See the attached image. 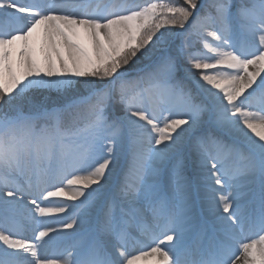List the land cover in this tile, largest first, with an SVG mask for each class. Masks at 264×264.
I'll return each mask as SVG.
<instances>
[{
    "label": "snow or ice",
    "instance_id": "6c2138e0",
    "mask_svg": "<svg viewBox=\"0 0 264 264\" xmlns=\"http://www.w3.org/2000/svg\"><path fill=\"white\" fill-rule=\"evenodd\" d=\"M264 264V0H0V264Z\"/></svg>",
    "mask_w": 264,
    "mask_h": 264
},
{
    "label": "rangeland",
    "instance_id": "374dc122",
    "mask_svg": "<svg viewBox=\"0 0 264 264\" xmlns=\"http://www.w3.org/2000/svg\"><path fill=\"white\" fill-rule=\"evenodd\" d=\"M138 2H141V3H143V2H144V0H138Z\"/></svg>",
    "mask_w": 264,
    "mask_h": 264
},
{
    "label": "bare ground",
    "instance_id": "6f19581e",
    "mask_svg": "<svg viewBox=\"0 0 264 264\" xmlns=\"http://www.w3.org/2000/svg\"><path fill=\"white\" fill-rule=\"evenodd\" d=\"M150 264H151V262H150Z\"/></svg>",
    "mask_w": 264,
    "mask_h": 264
}]
</instances>
